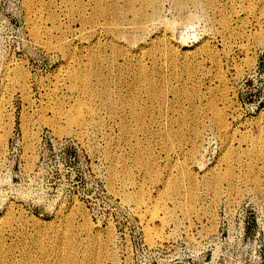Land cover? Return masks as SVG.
Segmentation results:
<instances>
[{"label":"rangeland","instance_id":"rangeland-1","mask_svg":"<svg viewBox=\"0 0 264 264\" xmlns=\"http://www.w3.org/2000/svg\"><path fill=\"white\" fill-rule=\"evenodd\" d=\"M132 1L0 0V264H264V0Z\"/></svg>","mask_w":264,"mask_h":264},{"label":"bare ground","instance_id":"bare-ground-1","mask_svg":"<svg viewBox=\"0 0 264 264\" xmlns=\"http://www.w3.org/2000/svg\"><path fill=\"white\" fill-rule=\"evenodd\" d=\"M67 1H68V0H67ZM96 1H97V0H96ZM99 1H100V0H99ZM113 1H114V0H113ZM133 1H134V0H133ZM133 1H132V2H133ZM142 1H143V0H142ZM149 1H150V0H145V3H146L145 6H146L147 4H149ZM184 1H185V0H177V1H176V2L180 5V7L178 6L179 8H183V7H184V6L181 7ZM200 1H201V0H200ZM202 1H203V0H202ZM204 1H205V0H204ZM206 1H207V0H206ZM209 1H210V0H209ZM101 2H102V1H101ZM108 2H109V1H108ZM115 2H116V1H115ZM125 2H126V1H125ZM137 2H138V0H137ZM143 2H144V1H143ZM153 2H154V1H153ZM153 2H152V0H151V4H152V6H153ZM111 3H112V2H111ZM118 3H119V2H118ZM126 3H127V2H126ZM130 3H131V1H130ZM130 3L127 4V5L130 6ZM134 3H135V2H134ZM138 3H139V2H138ZM141 3H142V2H141ZM141 3H140V4H141ZM154 3H155V2H154ZM36 4H37V3H36ZM101 4H102V3H100V5H101ZM106 4H108V3H106ZM112 4H113V3H112ZM184 4H185V3H184ZM96 5H97V4H96ZM154 5H155V4H154ZM111 6H112V5H111ZM139 6H140V5H139ZM152 6H150V8L153 9L154 7H152ZM155 6H157V5H155ZM100 7H101V6H100ZM117 7H118V5H117ZM125 7H126V6H125ZM125 7H124V8H125ZM130 7H131V6H130ZM132 7H133V5H132ZM148 7H149V5L147 6V8H148ZM33 8H34V7H33ZM102 8H103V7H102ZM112 8H113V7H112ZM120 8H121V7H120ZM128 8H129V7H128ZM135 8H137V7L135 6ZM139 8H140V7H139ZM96 9H97V8H96ZM96 9H95V10H96ZM103 9H104V8H103ZM126 9H127V8H125V12H126ZM137 9H138V8H137ZM143 9H146V8H144V6H143ZM152 9H151V10H152ZM99 10H101V9H99ZM111 10H112V9H111ZM119 10H120V9H119ZM119 10L117 9V11H119ZM134 10H136V9H134ZM82 11H83V10H82ZM105 11H106V10H105ZM105 11L103 10L104 13H105ZM108 11H109V10H108ZM108 11H107V12H108ZM122 11H123V10H122ZM128 11H129V10H128ZM152 11L154 12V10H152ZM152 11H151V13H152ZM107 12H106V13H107ZM115 12H116V11H115ZM123 12H124V11H123ZM129 12L131 13V10H130ZM109 13H110V12H109ZM111 13H112V12H111ZM118 13L121 15L122 12L120 13V11H119ZM133 13H134V12H133ZM133 13H132V14H133ZM135 13H137V12H135ZM145 13H146V12H145ZM151 13H150V14H151ZM75 14H76V13H75ZM139 14H140V13H139ZM143 14H144V13H142V16H143ZM147 14H148V12H147ZM147 14H146V16H147ZM106 15H107V14H106ZM106 15H105V16H106ZM113 15H114V14H112V16H113ZM116 15H117V14H116ZM120 15H119V16H120ZM122 15H123V14H122ZM133 15H134V14H133ZM151 15H152V14H151ZM107 16H108V15H107ZM109 16H110V14H109ZM138 16H139V15H138ZM138 16H137V17H138ZM148 16H149V14H148ZM114 17H115V16H114ZM121 17H122V16H121ZM134 17H135V16H134ZM134 17H133V20H134ZM137 17H136V18H137ZM139 17L141 18V16H139ZM144 17H145V16H144ZM111 18L113 19V17H111ZM111 18H110V20H111ZM116 18L118 19L117 16H116ZM116 18H115V19H116ZM115 19H114V20H115ZM141 19H142V18H141ZM145 19H148V18L145 17ZM120 20H121V19H120ZM143 20H144V19H143ZM139 21H140V20H139ZM139 21H138V22H139ZM112 22H113V21H112ZM114 22H115V21H114ZM121 22H122V21H121ZM121 22H120V23H121ZM35 23H36V22H35ZM116 23H117V22H116ZM116 23H115V25H116ZM135 23H136V22H135ZM141 23H143V22H141ZM117 24H118V23H117ZM34 27H35V26H34ZM117 27H118V26H117ZM34 30H35V29H34ZM40 30H41V29H40ZM116 30H117V28H116ZM32 32H33V31H32ZM38 32H39V30H38ZM38 32H37V33H38ZM118 32H119V31H118ZM119 33H121V32H119ZM121 34H123V33H121ZM121 34H120V35H121ZM34 35H35V33H34ZM49 35H50V34H49ZM132 35H133V34H132ZM134 35H135V34H134ZM37 36H39V34H37ZM128 38H129V37H128ZM135 38H136V36H135ZM135 38H134V39H135ZM131 39H132V38H131ZM53 47H54V46H53ZM59 47H60V46H59ZM141 48H142V47H141ZM171 49H172V48H171ZM141 50H142V49H141ZM114 51H115V50H114ZM118 51H119V49H118ZM170 51H171V50H170ZM120 53H122V52H120ZM118 54H119V53H118ZM99 55H100V54H99ZM115 55H117V54H115ZM94 56H95V54H94ZM112 58H113V57H112ZM111 64H112V62H111ZM66 67H67V66H66ZM74 68H76V67H74ZM89 68H90V67H89ZM89 68H88V69H89ZM114 68H115V67H114ZM88 69H87V70H88ZM93 69H94V68H93ZM119 69H120V68H119ZM139 69H140V68H139ZM89 70H90V69H89ZM94 70H95V69H94ZM117 70H118V68H117ZM120 70H121V69H120ZM81 71H82V70H81ZM92 71H93V70H92ZM95 71H96V70H95ZM95 71H94V72H95ZM141 71H143V70H141ZM85 72H86V71H85ZM89 72L91 73V71H89ZM114 72H115V71H114ZM67 73L69 74L68 76H69L70 81H71V85H72L71 87H73L72 89H74V90H76V91H78V92H82V93H85V91H87V92H89V96H90L91 98L94 97V96H93V95H94V90H93L94 88H92V87L90 86L91 84H94V83H91V84L88 85V82L90 83V81H89V78H90V77H89V76H90V75H94V74H92L93 72H92L89 76H87L88 74H87V75L85 74V75H86V76H85V75H82V74H81V73H83V71L80 73L79 69L77 70V69L69 68V70H67ZM95 73H97V72H95ZM140 73H141V72H140ZM143 73H144V72H143ZM64 74H65V73H64ZM97 74H98V73H97ZM135 74H136V73H135ZM140 75L142 76V74H140ZM98 76H99V75H98ZM98 76H97V77H98ZM138 76H139V75H138ZM138 76H137V78H138ZM144 76H145V75H144ZM95 77H96V76H95ZM97 77H96V78H97ZM139 77H140V76H139ZM142 77H143V76H142ZM145 77H146V76H145ZM147 77H149V76H147ZM99 78H100V77H99ZM137 78H136V79H137ZM140 78H141V77H140ZM67 79H68V78H67ZM103 79H104V78H103ZM106 79H107V78H106ZM111 79H112V78H111ZM111 79H110V80H111ZM141 79H144V78H141ZM58 80H59V79H58ZM92 80H93V79H92ZM100 80H102V79H100ZM104 80H105V79H104ZM137 80H138V79H137ZM111 81H112V80H111ZM111 81H110V82H111ZM133 81H134V80H133ZM135 81H136V80H135ZM103 82H105V81H103ZM106 82H107V80H106ZM140 82H141V81H140ZM148 82H149V81H148ZM159 82H160V81H159ZM136 83H139V82H136ZM136 83H134V84H136ZM142 83H143V82H142ZM149 83H150V82H149ZM101 84H102V81H101ZM103 84H104V83H103ZM108 84H109V83H108ZM143 84H144V83H143ZM104 85H105V84H104ZM139 85H141V83L138 84V86H139ZM59 86H60V85H59ZM93 86H94V85H93ZM133 86H134V85H133ZM135 86H136V85H135ZM135 86H134V87H135ZM149 86H151V85H149ZM89 87H90V88H89ZM108 87H109V86H108ZM134 87H133V89H134V91H135V88H134ZM106 88H107V87H106ZM106 88H105V89H106ZM139 88H140V87H139ZM149 88H150V87H149ZM151 88H153V87H151ZM103 89H104V88H103ZM108 89H109V88H108ZM133 89H132V90H133ZM88 90H89V91H88ZM137 90H138V89H137ZM137 90H136V91H137ZM147 90H148V89H147ZM151 90H152V89H151ZM151 90H150V91H151ZM153 90H154V88H153ZM104 91H105V90H104ZM104 91H103V93H104ZM107 91H108V90H107ZM105 92H106V91H105ZM108 92H109V91H108ZM95 93H96V92H95ZM99 93H100V92H98V94H99ZM106 93H107V92H106ZM98 94H97V95H98ZM101 95H102V94H101ZM101 95H100V96H101ZM110 95H111V94H110ZM110 95H109V98H110ZM135 95H136V94H135ZM105 97L107 98V96H105ZM135 97H136V96H135ZM109 98H108V100H109ZM155 98H156V97H155ZM112 99H113V98H112ZM152 99H153V98H152ZM106 100H107V99H106ZM110 101H111V100H110ZM59 103H61V101H59ZM59 103H58V104H59ZM58 104H57V105H58ZM62 104H63V103H62ZM114 104H115V102H114V99H113V100H112V106H113ZM134 104H136V101H135V103L133 102V105H134ZM59 105L61 106V104H59ZM112 106H111V107H112ZM130 106H131V104H130ZM130 106H129V107H130ZM134 106H136V105H134ZM158 106H159V105H158ZM114 107H115V106H114ZM137 107H138V106H137ZM75 108H77L76 110L79 112V115H78L77 117H74V118H76L75 120H72V119L69 117L70 115L67 114V115H68V118H70L69 121H71V122L74 123V124H77V125L82 126V125H83V120H84L85 114L88 113V112L90 111V106H89V104H88L87 102H85V101H81V100H80V101L76 104ZM134 108H135V107H134ZM140 108H141V107H140ZM140 108H139V109H140ZM212 108H213V107H212ZM136 109H137V108H136ZM136 109H131V110H133V112H134V110H136ZM55 110H56V109H55ZM76 110H74V111H76ZM142 110H143V108H141V110H139L138 112H140V111L142 112ZM58 111H59V110H58ZM136 111H137V110H136ZM143 111H144V110H143ZM220 111H221V110H220ZM220 111H219V112H220ZM55 112H56V111H55ZM55 112H54V113H55ZM62 112H63V111H62ZM115 112H116V110H115ZM138 112H137V113L134 112V113L136 114V119H135L136 121H137V119L140 121V118L143 116V115L141 116V114L138 113ZM144 112H145V111H144ZM219 112H218V113H219ZM56 113H57V112H56ZM60 113H61V110H60ZM60 113H59V114H60ZM218 113H217V114H218ZM142 114H143V112H142ZM55 115H56V114H55ZM61 115H62V113H61ZM61 115H60L59 117H62ZM65 115H66V114H64V117H65ZM219 115H222V113L219 114ZM215 116H216V115H215ZM59 117H58V119H59ZM219 117H220L219 120H220V122H221L220 125L223 126V125L225 124V123H224V119L222 118V116H219ZM223 117H224V115H223ZM56 118H57V117H56ZM65 118H66V117H65ZM133 118H135V117L133 116ZM60 119H61V118H60ZM182 120H183V119H182ZM216 120H217V119H216ZM139 121H138V122H139ZM138 122H137V124H138ZM217 122H218V121H217ZM139 123H141V122H139ZM144 123H145V122H144ZM218 123H219V122H218ZM123 124H124V123H123ZM142 125H143V123H142ZM142 125L140 124L141 127H143ZM225 125H226V124H225ZM124 126H125V125H124ZM138 126H139V125H138ZM126 127H127V126H126ZM223 127H226V126H223ZM137 128H139V127H137ZM143 128H144V127H143ZM127 129H128V128H127ZM139 129H140V128H139ZM146 129H147V128H146ZM226 129H227V128H226ZM143 131H146V130L144 129ZM171 133H172V132H171ZM178 134H179V133H178ZM179 135H180V134H179ZM194 137H195V136H194ZM170 140H171V139H170ZM260 140H261V138H260ZM262 140H263V139H262ZM257 142H258V141H257ZM139 145H140V144H139ZM252 146H253L252 149H251V148H250V149L253 151V155H254V157L262 159L263 156H264V153L262 152V151H263L262 148H259V146H257V145H256V146L252 145ZM249 151H250V150H249ZM252 151H251V152H252ZM140 153H142V152H140ZM139 155H140V154H139ZM139 155H137V156H139ZM141 155H143V154H141ZM253 155H252V156H253ZM151 157H152V156H151ZM141 158H142V157H141ZM138 159H139V157H138ZM138 159L136 158V161H137ZM143 159H144V157H143ZM145 159H146V158H145ZM147 159H148V158H147ZM140 160H142V159H140ZM140 160H139V161H140ZM116 161H117V160H116ZM262 161H263V160H262ZM146 162H147V161H146ZM146 162H144V163H146ZM228 162H229V161H228ZM150 163H152V162L150 161ZM150 163H149V164H150ZM136 164H137V163H136ZM140 164H141V163H140ZM142 164H143V162H142ZM142 164H141V165H142ZM154 164H155V163H154ZM141 165H140V166H141ZM144 165H146V164H144ZM147 165H148V164H147ZM150 165H151V164H150ZM152 165H153V164H152ZM148 166H149V165H148ZM114 168H115V167H114ZM143 168H145V167H143ZM146 168H147V167H146ZM152 168H153V167H152ZM152 168H151V170H152ZM229 168H230V167H228L227 170H230ZM149 170H150V168H149ZM151 170H150V171H151ZM153 171H154V170H153ZM156 171H157V170H155V172H156ZM250 171H251V170H250ZM115 172H116L115 169L112 170V177H113V179H115V178L117 177L116 174H115ZM151 172H152V171H151ZM232 172H233V171H232ZM157 173H158V171L156 172V174H157ZM146 174H147V172H146ZM149 174H150V175H149ZM149 174H148V175H149V177H150V176H151V173H149ZM217 174H218V173H216V175H217ZM252 174H253V173H252ZM153 175H154V174H153ZM188 175L190 176L189 173H188ZM221 175H222V174H221ZM221 175H220V176L217 175V176H219L220 178H222ZM223 175H224V174H223ZM223 175H222V176H223ZM189 176H188V177H189ZM227 176H228V178H229V179H227V180L230 181V183L228 182V183H229V186L235 184V182L238 180L237 177H236V175H234V174L232 175V174H231V170H230V171H227V173H225V176H224V177L226 178ZM124 177H125V176H124ZM145 177H146V176H145ZM186 177H187V175H186ZM214 177H216V176H214ZM129 178H131V177H129ZM154 178H157V177L154 175ZM127 179H128V178H127ZM151 179H152V178H151ZM187 179H188V178H187ZM216 179H217V178H216ZM222 179H223V178H222ZM252 179H253V181H254V183H255V186L258 187L259 181H258V179L256 178V176H255L254 178H252ZM153 180H154V179H153ZM177 180H178V179H177ZM177 180H175V181H177ZM214 180H215V179H214ZM217 180H218V179H217ZM225 180H226V179H225ZM169 182H173V180H169ZM169 182L167 181V184H169ZM226 182H227V181H226ZM165 183H166V182H165ZM178 183H179V182H178ZM178 183L175 182L174 184H178ZM130 184H131V181H125V182L123 183V186L130 185ZM171 184H172V183H171ZM165 186H167V185H165ZM168 186H169V185H168ZM168 186H167V187H168ZM176 186H177V185H176ZM170 187H171V186H170ZM140 188H141V186H140ZM173 188H174V187H173ZM173 188H172V189H173ZM175 188H176V187H175ZM179 188H180V187H179ZM231 188H232V187H231ZM172 189H171V190H172ZM137 190H138V189H137ZM141 190H143V189H141ZM190 190H192V189H190ZM214 190H217V189L214 188ZM172 191H174V190H172ZM175 191H176V190H175ZM175 191H174V192H175ZM193 191H194V190H193ZM164 192H165V190H164ZM166 192H167V191H166ZM169 192H170V191H169ZM143 193H144V192H143ZM170 193H171V192H170ZM170 193H169V194H170ZM172 193H173V192H172ZM190 193H191V195H192V191H191ZM217 193H218V192H217ZM138 194H139V193H138ZM141 194H142V193H141ZM141 194H140V195H141ZM147 194H148V193H147ZM193 194H194V193H193ZM162 195H163V194H162ZM137 196H138V197H137V200L135 199L136 204H137V205H136V209H141V207H143V206H145V205L148 206V204L146 203V199H145L146 197H144L143 195H141V196L137 195ZM146 196H147V195H146ZM168 196H169V195H168ZM164 197H165V195H164ZM127 198H128V196H127ZM129 198H131V196H129ZM165 198H166V197H165ZM170 198H171V195H170ZM193 198H194V197H193ZM160 199H161V198H160ZM166 199H168V197H167ZM128 200H131V199H128ZM164 200H165V199H164ZM147 201H149V200H148V197H147ZM150 201H151V200H150ZM157 201H158V200H157ZM162 201H163V200H162ZM168 201H169V200H168ZM152 203H153V202H152ZM155 203H156V202H155ZM157 204H158V203H157ZM162 204H163V203H162ZM155 205H156V204H155ZM161 206H162V205H161ZM158 207H159V205H158ZM149 208H150V207H149ZM151 208H152V207H151ZM160 208H161V207H160ZM147 209H148V208H147ZM152 210H153V208H152ZM153 211H154V210H153ZM155 211H156V210H155ZM146 212H147V211H146ZM148 212H149V211H148ZM150 213H151V210H150ZM165 213H166V211H165ZM154 214H155V213H154ZM155 217H156V216H155ZM155 217H154V218H155ZM159 217H160V216H159ZM168 217H169V216H166V218H168ZM151 218H152V217H151ZM157 218H158V216H157ZM166 218H163V222H164V223L167 222V219H166ZM161 219H162V217H161ZM160 222H161V221H160ZM161 226H162V225H161ZM163 226H164V225H163ZM159 228H160V227H159ZM149 233H150V232H149ZM160 233H161V232H160ZM156 234H157V233H156ZM148 235H149V234H148ZM151 235H152V234H151ZM152 236H154V235H152ZM162 236H163V235H162ZM162 236H161V237H162ZM151 238H152V237H151ZM150 241H152V240H150Z\"/></svg>","mask_w":264,"mask_h":264}]
</instances>
